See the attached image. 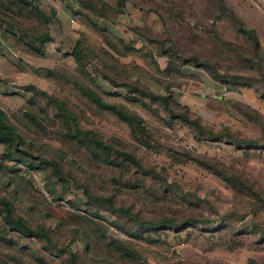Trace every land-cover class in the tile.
I'll list each match as a JSON object with an SVG mask.
<instances>
[{
    "label": "rangeland",
    "instance_id": "374dc122",
    "mask_svg": "<svg viewBox=\"0 0 264 264\" xmlns=\"http://www.w3.org/2000/svg\"><path fill=\"white\" fill-rule=\"evenodd\" d=\"M84 1L88 5L82 0H40L50 21L26 9L18 10L17 5L0 4V107L33 140L36 153H62L68 161L64 163L77 177L100 192L114 193L118 201L130 204L145 217L193 213L215 221L157 228L142 237H130L113 224L114 216L107 210L95 215L83 204L73 206L72 200L84 196L82 186L77 185L80 180L72 179L62 187L63 196L56 198L45 184L41 167L3 158L0 144V163L8 170L5 173L12 174L11 194L19 195L15 198L18 210L34 222L55 226L61 239H69L71 225H82L92 242L87 254L81 242L86 264H175L178 260L184 264H264V240H260L264 205L257 207V199L236 191L218 174L182 153L189 149L242 172L256 181L264 197V122L248 118L236 105L242 100L264 114V96L255 86H231L202 66L174 61L158 48L156 39L143 33L148 29L150 36L168 38L181 52L218 59L223 72L252 73L249 60L240 58L238 50L248 49V56L253 47L226 14H217L223 1ZM225 1L255 28L264 47V0ZM23 27L29 32L48 29L51 37L37 49L25 41L29 34L24 38ZM80 36L89 48L85 71L77 67L72 53ZM103 71L138 80L156 92L170 91L213 132L198 135L159 102L114 84ZM71 78L138 111L152 134L151 142L136 137L125 120L90 100ZM28 82L64 99L83 126L134 150L181 187L163 189L155 179L130 167L108 165L94 157L85 145L64 135L54 106L44 97H32L24 86ZM233 135L258 142H237ZM132 182L136 186H131ZM250 223L260 233L253 231ZM111 235L131 238L141 259L132 260L109 245ZM0 264L69 263L45 250L38 238L8 229L0 217Z\"/></svg>",
    "mask_w": 264,
    "mask_h": 264
},
{
    "label": "trees",
    "instance_id": "16d2710c",
    "mask_svg": "<svg viewBox=\"0 0 264 264\" xmlns=\"http://www.w3.org/2000/svg\"><path fill=\"white\" fill-rule=\"evenodd\" d=\"M39 1L40 0H0V4H7V7L10 8H13L11 7L13 5H17L16 8L18 10L26 9L30 13L41 16L43 20L50 21L51 16L40 7ZM222 1V6L220 5L218 7L221 13L217 14H226L236 29L246 35L249 44L253 47L252 54L248 56H246L249 54L247 51L248 49L241 48L238 50L240 58L249 60L252 73L223 72L221 71L222 64L218 59L200 56L196 52H181L176 44L173 42L168 43V38L160 39L153 35L150 36V31L148 29L143 31V33L147 34L150 39H156L158 48H161L163 53L172 56L174 61L179 60L181 63H191L202 66L208 70L214 78L227 82L231 86H255L259 94L264 96V47L260 43L255 28L250 26L235 9L227 4L226 1ZM82 2L88 5V1L82 0ZM25 29V27L22 29L24 38L26 33L29 34L27 39L25 38V41L37 49H40L41 44L51 37V33L48 29L31 30L30 32ZM72 53L77 62V67L85 71L89 58V48L83 37L80 36L76 38ZM103 74L114 84H123L128 90L135 91L139 96L150 97L156 100L171 116H176L187 122L198 135L213 132V130L209 129L202 121L199 115L190 110L188 105L176 101L170 91L156 92L140 83L138 80L121 79L111 75V73L107 71H103ZM71 81L90 100L103 108L110 109L118 117L125 120L136 137L142 138L147 143L151 142L149 138L152 137V134L145 124L144 117L138 111L132 109L123 102L105 98L100 91L77 78H71ZM24 86L32 93V97H44L48 103L52 104L55 108V114L60 118L63 125L62 132L64 135L69 139L85 145L94 157L100 161L108 165L130 167L142 175L155 179L163 189L169 191H175L176 187H181L178 182L169 181L167 175L162 170L156 168L153 164L143 161L134 150L117 145V143L113 141H108L94 129L83 126L64 99L48 92L46 89L33 82L25 83ZM236 105L248 118L264 122V114L250 103L237 100ZM15 116L19 118L18 115ZM229 135L232 136V134ZM218 136H222V134ZM233 137L237 142L240 140L247 142L249 145L258 142V139H241L234 135ZM0 144L2 145L1 156L3 158L17 163H23L31 167H41L45 184L56 198H61L63 196L62 187H65L73 181L72 179L80 180L77 182L78 184L74 182L82 186L84 196H79L72 200L73 206L78 208L83 204L95 215H99L102 209L107 210L114 216L112 219L113 224L121 230H124L130 237H142L146 232L154 231L157 228H178L186 224L200 225L201 223L206 224L215 221L214 219L198 217L193 213H186L185 216L182 217L168 215L159 218L145 217L139 210H135L130 204L118 201L114 193L100 192L90 186L89 181L84 182L77 177L71 167L66 166V163H64L68 161L63 157L64 155H62V153H58V155L55 156L36 153L33 140L30 141L25 136L18 123L13 121L11 115L2 107H0ZM182 153L185 158L194 159L199 164L218 174L236 191L244 193L251 200L257 199L255 202L257 203V207L260 208L261 205H264V202L261 204L259 203L260 200L264 201V197L261 195L262 188L260 189L259 186H257L255 180L245 176L238 170L229 169L220 164L218 160L197 155L189 149L184 150ZM79 167L81 170H85L81 168L80 164ZM5 172H8V170L0 163V217L8 229L18 231L26 236L38 238L41 246L45 250L57 255L69 264H86L82 250L85 249L87 254L89 249H91L92 242L84 227L78 223L71 225V233L67 240L59 237L55 226L42 221L34 222L31 218L18 210L15 198H18L19 195L11 194V191L14 189L12 185V174L8 175ZM58 185L61 190L58 189ZM131 186H136L135 182H132ZM182 197L187 198V195L182 194ZM250 226L253 231L260 233L254 228V223H250ZM260 237V240H264L263 232H261ZM81 242L84 243V249H81ZM107 243L113 246V248L118 250L122 255L132 260L141 259L142 254L138 251L131 238L111 235ZM175 264H184V262L178 260Z\"/></svg>",
    "mask_w": 264,
    "mask_h": 264
}]
</instances>
